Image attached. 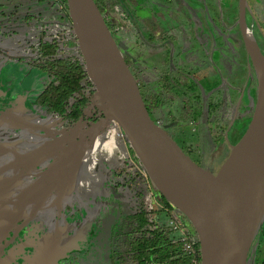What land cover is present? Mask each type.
Listing matches in <instances>:
<instances>
[{
    "label": "flooded vegetation",
    "instance_id": "obj_1",
    "mask_svg": "<svg viewBox=\"0 0 264 264\" xmlns=\"http://www.w3.org/2000/svg\"><path fill=\"white\" fill-rule=\"evenodd\" d=\"M113 1L105 0L103 5L97 1L102 11L108 10L109 18H113L110 15L111 8H114L111 4ZM142 1H146L153 8V11L150 8L151 20L156 27L148 30L151 34V45L157 43V33L166 39V31L175 38V23H181L188 30L190 28V35L194 33V37L210 30L207 21L204 18L197 20L188 6V3H194L195 0L183 3L185 10L182 2L179 4L190 15L187 22L180 16L177 17L175 12L170 15L155 13V6L165 12L170 9L158 6L153 0ZM217 1L221 16L216 22L211 17L210 22L223 29L226 40L234 47L236 60L243 53L246 58L244 79L248 82L244 86L243 94L233 103L238 112L236 117L235 114H229L232 102L229 94L223 96L220 103L223 110L219 114L213 112L211 98L204 100V96H209L212 90L223 88L229 93L234 89L232 86L235 84L223 77L221 79L224 72L230 77L232 74L237 75V72L231 73L222 67L219 44L216 52L211 51V42V45L209 43L204 47L210 46L209 54L212 55L209 56L208 68L203 70L208 74L204 75L201 71L199 76L202 80L191 75L195 82H191L182 68L159 71L154 79L143 84L139 81V64L163 59L170 43L168 39L166 46L153 49L148 59L139 56L133 62L125 58L138 82L149 114L152 120L157 116L159 126L162 127L164 122L157 115L158 112L169 104L179 105L174 101L180 98H183L180 116L170 118L168 122H178L183 117L181 114L188 113L193 114L195 124L206 120L210 129L207 136H203L200 124L195 126V130L193 128V131H197L196 135H202V144L206 143L207 148L205 152L185 151L195 165L197 160H205V153H209L208 161L205 162L220 163L238 145L249 126V115L244 120H239L240 109L252 103L243 104L249 86H256L250 75L252 69H249L246 31L254 35L261 52L264 53V0H246L244 25L241 0H227V10L223 6L224 0ZM58 2L65 10L60 14L66 18L70 28L62 29L64 31L61 35L51 36L50 39L44 37L45 31H41V39L30 46V50L37 53V56L29 65L46 73L50 79L44 91H40V82L31 78L30 82L26 81L29 75L25 73L28 70L19 68L12 72L4 64L6 58L0 56V264H140L136 251L139 236L136 226L144 212L139 209V196L146 195L152 201L156 199L159 205L163 204V200L149 179L146 183L147 194L140 192L139 186L144 182L141 180L142 174L136 155L128 145L117 139L118 126L113 134L105 130L103 122L108 120L102 111L92 107L93 93L89 92V86L84 81V98L88 99V103L78 121L73 120L71 107L76 101L83 99L82 94L73 95L67 102L65 113L55 111L43 99L48 90L55 96L53 102H56L58 96L53 92L58 82L49 75V70H44L46 62L53 63L61 55L65 58L76 53L82 55L71 14L63 0ZM136 7L141 8L139 5ZM231 12L234 13L235 20L229 19ZM8 16L11 14H0V23L6 21ZM135 29L137 33L136 26ZM56 38H61L60 48L46 49V46L55 44ZM115 40L121 48L127 49L129 42L122 45L119 34L115 36ZM69 45L76 47L71 49ZM215 54L219 58L218 68H214L215 63L212 62ZM212 72L210 76L209 73ZM217 76L221 79L219 84L213 82ZM240 80L242 81L241 78ZM240 80L234 82L240 83ZM242 83L244 84L243 81ZM204 87L211 89L206 95L203 93ZM189 92L201 93L184 100ZM124 146H127V159ZM210 151L214 153L212 157ZM209 171L213 175L210 165L207 172ZM246 264H264V225L251 248Z\"/></svg>",
    "mask_w": 264,
    "mask_h": 264
},
{
    "label": "water",
    "instance_id": "obj_2",
    "mask_svg": "<svg viewBox=\"0 0 264 264\" xmlns=\"http://www.w3.org/2000/svg\"><path fill=\"white\" fill-rule=\"evenodd\" d=\"M66 2L95 86L92 107L116 122L154 189L188 221L200 245L201 264H246L264 225V53L251 52L249 38L259 47L254 35L245 34L251 68L256 71L254 113L246 135L214 177L210 171L196 170L190 159L163 141L121 45L94 0ZM245 5L246 0H241L243 25ZM137 10L138 17L149 12L152 18L149 8L147 13ZM169 11L189 20L180 6Z\"/></svg>",
    "mask_w": 264,
    "mask_h": 264
},
{
    "label": "rangeland",
    "instance_id": "obj_3",
    "mask_svg": "<svg viewBox=\"0 0 264 264\" xmlns=\"http://www.w3.org/2000/svg\"><path fill=\"white\" fill-rule=\"evenodd\" d=\"M129 1L133 3L132 9L136 10L138 8L136 7V0ZM137 1L139 2V6L143 8L144 6L141 5V1ZM224 1L225 2H223V6L225 10H227L229 8V3L226 2L227 0ZM153 2L162 8L171 10L173 8H176L177 5H179L181 2H185V0H165V2H162L161 0H153ZM188 6L191 8L192 13L197 20H199L200 18H204L207 21L210 30L205 34L200 35L199 37L193 38L191 37V35H193L194 33H191L190 35V28L188 30L186 27H183L181 23H175L174 26L176 30L174 32V35L177 38L175 39L170 33L166 31L164 32L166 39H169L170 42L166 47V52H164L163 54L164 58L157 61L150 60L140 63L139 81L142 84L146 83L149 79H154L159 71L164 72L166 70L176 68H182L184 69L186 75H193L195 77L198 76V79L202 80L203 78L199 76V74L205 68H208L207 66L210 64L209 56H212L209 54V50L204 47L213 41L211 45V51H218V44L220 45L219 49L221 53L222 67L225 68L228 72H237V75L232 74V78L226 72H224L221 76V79L223 77L230 83L235 84L233 86L231 85L234 89H231V92L229 93L228 90L222 88L220 90H212L209 96H207L205 93H207L211 89H206L205 87L202 88L204 95H206L204 96V100L208 101L211 98V102L214 106L213 112L215 114H219V112L221 113V110H223L222 105L220 104L223 96L225 94H229V97L232 99L229 114H231L232 116L235 114L236 117V114L238 112L235 110V106L233 103H235V101L239 99L241 94H243L244 86L248 82V80L246 81V78L244 79L246 73V58L244 56V53L239 54L236 60L234 47L226 40L223 29L220 27H215L213 23L210 22L211 17L214 18L216 22L221 16L217 0H201V2L199 0H195L194 3H188ZM63 11L65 10L63 6L58 2V0H0V14H11V16L7 17L6 21H2L0 23V56L6 58V60H4V64L5 66H8L12 72H16L19 68L28 70V72L25 74H28L30 77L28 76V80L26 81L30 82L31 78L40 82L42 84L40 91H44L46 89L45 86L48 85L50 79L48 78L46 73L29 65L30 63H32V60H36L37 56V53L30 50V46L41 39V31H45L44 37L49 38L51 36L59 34L61 35V33L64 31H62V29L67 30L68 28H70L67 25L68 21L66 20V18L63 17V14H60V12ZM120 11L121 10L119 9L111 8L110 15L115 19L114 26L119 31L118 34L120 36V40L122 41L121 44L126 45V43L128 42L139 40L132 20L127 18L128 15L132 14L131 11L129 9L126 10L127 16ZM140 15L143 16L142 23L144 27H146L143 28L144 30H151L156 27L149 15L147 17H145L142 13H140ZM229 15L230 20H235V15L233 12H231ZM215 40H219V42ZM69 47H71V49H74L76 46L69 45ZM15 59H19L21 61H14ZM212 60V62L215 63L214 68H218L219 58H217L216 54L215 57L213 56ZM16 63H18L19 65ZM251 67L252 62L250 59L249 69H252ZM202 73L204 75L208 74L206 71H203ZM211 74H213V72L209 73L210 76H212ZM250 75L252 76L251 73ZM240 78L242 79L244 84L242 83ZM189 79L192 80V76ZM221 79L217 76L213 79V82L215 84H219L221 83ZM238 79L241 82L239 83V81H237L235 83L234 81ZM207 82L208 84L211 83L209 82V79L207 80ZM255 88L253 85L249 86L247 92L248 95L244 98L243 104L247 102L252 103L247 105L245 108L243 107L242 109H240L241 112L239 113V120H244L245 117L247 118L249 115V124L251 122L252 115L255 109V103L257 100V91ZM189 93L186 94L184 100H187V98L190 96L200 95L201 92ZM182 100L183 98L176 99L174 101L176 103H179L180 107L179 105L172 103L168 106H164L158 112L157 115L161 118L162 123L164 122V125L162 127L158 125L157 116L153 121L155 122V125L158 126L163 141L166 143H171L182 155L189 158V155L185 151L191 150V152L204 153L205 149H207L206 143L202 144V142H204L202 135L200 133L196 135L197 131H193V128L195 130V126L197 124H200L204 132L203 136H207L210 129L209 126L206 125L207 122L205 119L199 121L197 124L193 123V121L195 120L192 113H188V115L181 114V116L183 117L180 118L181 120H178V122L172 123L167 121L170 120V118L173 119L177 116H180L179 111L181 110V107H183L181 105ZM200 104L202 105V103ZM103 124L105 130L112 134L117 130L115 121L105 120ZM195 136L199 138V141ZM241 140L242 138L240 139V141ZM240 141L238 142V144L240 143ZM123 151L125 152V159H127V146H124ZM213 154L214 153H211L210 151L211 157ZM204 156L205 160L202 159L196 161V170L206 171L208 170V167L210 165L211 171L213 172V175L215 177L218 170L228 160L229 155L220 163H215V161H213V163L205 162L208 161L209 153H205ZM189 159L190 161H192L191 157ZM192 163L194 162L192 161ZM142 177L141 180L145 184L142 183L139 186V189L141 193L144 191L147 194L146 183L148 182V178L144 175H142ZM145 180L147 181L145 182ZM138 204L141 212H151L158 222H160V219L163 220L164 215L161 214L162 206L158 204L156 199L152 201L147 198L146 195L145 197H143L141 194L139 196Z\"/></svg>",
    "mask_w": 264,
    "mask_h": 264
},
{
    "label": "trees",
    "instance_id": "obj_4",
    "mask_svg": "<svg viewBox=\"0 0 264 264\" xmlns=\"http://www.w3.org/2000/svg\"><path fill=\"white\" fill-rule=\"evenodd\" d=\"M65 6H67L68 10L70 9L66 0H63ZM97 1L103 5L105 0H94L97 5L99 11L102 14L103 19L111 30V33L115 36H118V29L114 26L115 19L109 18L108 10L106 12L101 10ZM135 1V0H133ZM141 1V5L143 8H152L146 1ZM137 4V0L135 2ZM139 3V2H138ZM114 8L121 10V13L126 14V10L129 9L131 11V15H126L127 18L132 20L134 27L137 28V34L139 40L129 42L127 49L120 48L124 59L132 60L136 62L139 56L148 59L153 49H161L166 46L165 37L162 34L157 33L155 41L156 44L151 45V43H145V35L149 32H144L142 19L137 16L136 10L132 9V4L129 0H114L112 3ZM139 5V4H137ZM182 7L185 10L184 4ZM132 9V10H131ZM155 13L170 15L172 12L166 10L162 11L157 6H155ZM153 11V8H152ZM157 14V15H159ZM177 17L180 16L177 12ZM154 15V12H153ZM159 17H161L159 15ZM181 17V16H180ZM186 21V20H183ZM187 22V21H186ZM150 38H151V34ZM197 36V35H195ZM57 42V43H56ZM56 42L54 45L46 46V49L50 48H60L59 45H62L61 38H56ZM58 44V46H57ZM211 45V43H210ZM45 49V50H46ZM210 51V46L207 47ZM211 52V51H210ZM55 54V52H54ZM127 61V60H126ZM128 62V61H127ZM53 67V68H52ZM52 68V69H51ZM44 70H49V75L53 76L55 80L58 82V86L53 91L57 93V100L54 101L55 96L52 95L51 90H48L45 93V97L43 98L45 104L49 103L50 107H53L55 111L59 113H65L67 108V102L73 98L74 94H82L83 99L76 101L74 105L71 107L72 118L74 121H78L79 117L83 115L86 105L88 103V99L84 98V86H82V82L86 84V86L91 85L90 72H89V64L83 55L76 53L72 57L65 58L64 56H60V59L54 60V62L47 61L44 67ZM187 77L191 78V75H187ZM255 78L254 76H252ZM191 82H195L192 78ZM195 86V83L193 84ZM94 95V94H93ZM147 107V106H146ZM148 109V108H147ZM70 114V115H71ZM248 128L242 136V139L246 135ZM158 195L160 193L155 189ZM161 199L163 200L162 212L161 214H167L170 210H174L175 208L165 200L161 195ZM136 231L139 232V236L136 243V251L138 252V261L140 264H189L190 259L182 252L180 237L181 233L175 232L167 227L165 223H160L156 220L151 212L144 213L140 215L137 220ZM197 248L199 249V258L201 264V254H200V245L196 243Z\"/></svg>",
    "mask_w": 264,
    "mask_h": 264
},
{
    "label": "built area",
    "instance_id": "obj_5",
    "mask_svg": "<svg viewBox=\"0 0 264 264\" xmlns=\"http://www.w3.org/2000/svg\"><path fill=\"white\" fill-rule=\"evenodd\" d=\"M95 86L91 81V85L89 86V92L94 94ZM117 139H119L123 144H127L123 131L120 129L117 132ZM138 167L140 173L147 177L145 171L141 163L138 161ZM148 178V177H147ZM164 215L163 220L160 219V222H164L167 227L175 232L181 233L180 243L182 252L190 259L189 264H200L199 258V249L196 246L197 239L193 235L192 228L188 221L175 210H170L167 214Z\"/></svg>",
    "mask_w": 264,
    "mask_h": 264
},
{
    "label": "bare ground",
    "instance_id": "obj_6",
    "mask_svg": "<svg viewBox=\"0 0 264 264\" xmlns=\"http://www.w3.org/2000/svg\"><path fill=\"white\" fill-rule=\"evenodd\" d=\"M246 33L248 34V36H251V33H249L248 31H246ZM263 33V32H262ZM250 42L252 43V46H251V52L255 54V52H257L258 50L260 51V48L259 47H256L255 46V43H253V40H252V37L249 38ZM257 41V40H256ZM258 48V49H257ZM263 54V53H262ZM264 55V54H263ZM260 65V61H259V64H258V67ZM252 76L256 77V71L255 69L252 70L251 72Z\"/></svg>",
    "mask_w": 264,
    "mask_h": 264
},
{
    "label": "crops",
    "instance_id": "obj_7",
    "mask_svg": "<svg viewBox=\"0 0 264 264\" xmlns=\"http://www.w3.org/2000/svg\"><path fill=\"white\" fill-rule=\"evenodd\" d=\"M144 28H146V27H144ZM143 31H144V32H148V29L143 30ZM144 37H145V43L149 44L150 41H151L149 33H146V35H145ZM168 40H169V39H168Z\"/></svg>",
    "mask_w": 264,
    "mask_h": 264
}]
</instances>
